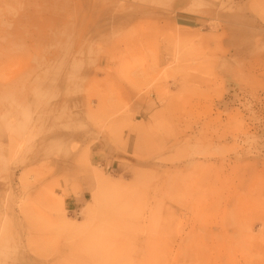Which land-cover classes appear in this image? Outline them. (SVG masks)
Segmentation results:
<instances>
[{
	"label": "rangeland",
	"instance_id": "1",
	"mask_svg": "<svg viewBox=\"0 0 264 264\" xmlns=\"http://www.w3.org/2000/svg\"><path fill=\"white\" fill-rule=\"evenodd\" d=\"M191 1L0 0V264H264V0Z\"/></svg>",
	"mask_w": 264,
	"mask_h": 264
},
{
	"label": "crops",
	"instance_id": "2",
	"mask_svg": "<svg viewBox=\"0 0 264 264\" xmlns=\"http://www.w3.org/2000/svg\"><path fill=\"white\" fill-rule=\"evenodd\" d=\"M191 2H194L192 0ZM196 12L191 14L181 10L176 16V22L182 27H192L187 24H198L205 20L207 17V10L204 6L203 8L196 7ZM199 9V10H198ZM210 10V9H209ZM112 147L108 145L107 142H99L94 145L91 154L86 155L85 160H89L88 164H83L76 166V173L73 175V166L65 167L66 171L69 172L68 175L73 176L71 180L66 181V193H65V204L70 208L75 210H81L85 204L88 202V197L91 194L92 186L94 185V166H100L105 170L106 168L115 169L118 168L121 164V159L117 157L114 153ZM69 176V177H70ZM68 177H66V180ZM76 186V190H74Z\"/></svg>",
	"mask_w": 264,
	"mask_h": 264
}]
</instances>
